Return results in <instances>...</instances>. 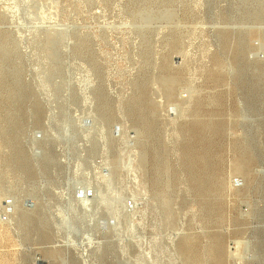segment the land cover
<instances>
[{
    "label": "rangeland",
    "instance_id": "374dc122",
    "mask_svg": "<svg viewBox=\"0 0 264 264\" xmlns=\"http://www.w3.org/2000/svg\"><path fill=\"white\" fill-rule=\"evenodd\" d=\"M0 264H264V0H0Z\"/></svg>",
    "mask_w": 264,
    "mask_h": 264
},
{
    "label": "bare ground",
    "instance_id": "6f19581e",
    "mask_svg": "<svg viewBox=\"0 0 264 264\" xmlns=\"http://www.w3.org/2000/svg\"><path fill=\"white\" fill-rule=\"evenodd\" d=\"M147 101V100H146ZM145 104V103H144ZM203 159V158H202ZM206 161V160H205ZM204 162V161H203Z\"/></svg>",
    "mask_w": 264,
    "mask_h": 264
}]
</instances>
